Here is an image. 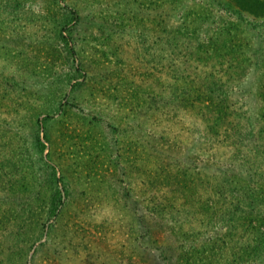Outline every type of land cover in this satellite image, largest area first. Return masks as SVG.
<instances>
[{"label": "rangeland", "instance_id": "374dc122", "mask_svg": "<svg viewBox=\"0 0 264 264\" xmlns=\"http://www.w3.org/2000/svg\"><path fill=\"white\" fill-rule=\"evenodd\" d=\"M261 131L264 0H0V264H264Z\"/></svg>", "mask_w": 264, "mask_h": 264}, {"label": "trees", "instance_id": "16d2710c", "mask_svg": "<svg viewBox=\"0 0 264 264\" xmlns=\"http://www.w3.org/2000/svg\"><path fill=\"white\" fill-rule=\"evenodd\" d=\"M185 96H189V92L188 91H185L183 93ZM208 97V96H207ZM187 100V99H186ZM205 106H207L209 108V103H206L204 104ZM211 109V108H210ZM218 119H221V117H219ZM210 127V124L208 125V128ZM261 133L263 134L264 132L261 131ZM263 139H264V134L262 135ZM252 142V141H251ZM43 145V144H42ZM251 148H249V150H246V151H250V153H256V152H260L262 154H264V141L260 142L258 141V143L256 142H252L249 144ZM262 148L261 151H259V148ZM248 156V154H247ZM256 156V155H255ZM255 156H252V157H255ZM244 157V155L242 156V158ZM256 159H259V156L256 158ZM256 159L254 160H251L250 157L245 159L244 157V168L246 170V172H248L247 176L243 175L242 177L245 176L248 177L249 179H247L249 182L248 184H244L245 182H243L242 180L240 181H236L235 183V186H233L234 189H232V197H235V193L239 192V194H237L238 198L236 200H234V202L236 201V203H241L244 202V204L246 205V210L244 209L245 211V214H244V218L245 219H249L248 222L250 224V227L253 228V231H255V237L257 238V245L259 247V250L260 252L261 251H264V201L262 198V194L264 195V184L262 183V185L260 186L259 188V192L257 191H253V190H250V181H256L257 178H262L264 177V172H262V169H261V165H257L255 162H256ZM264 163V161H263ZM259 172V173H258ZM260 175H258V174ZM244 180V179H243ZM248 186V187H247ZM244 190V192H243ZM242 194H241V193ZM242 195H246L248 197L247 200H244L246 198H244V196ZM261 196V197H260ZM226 199V198H224ZM239 206V205H238ZM237 209V208H236ZM248 217V218H247ZM256 220L257 221V224H252L254 221Z\"/></svg>", "mask_w": 264, "mask_h": 264}]
</instances>
